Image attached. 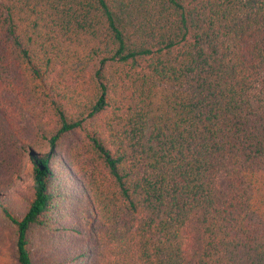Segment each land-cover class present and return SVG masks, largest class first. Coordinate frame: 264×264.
<instances>
[{
	"label": "trees",
	"instance_id": "1",
	"mask_svg": "<svg viewBox=\"0 0 264 264\" xmlns=\"http://www.w3.org/2000/svg\"><path fill=\"white\" fill-rule=\"evenodd\" d=\"M5 252L264 264V0H0Z\"/></svg>",
	"mask_w": 264,
	"mask_h": 264
},
{
	"label": "rangeland",
	"instance_id": "2",
	"mask_svg": "<svg viewBox=\"0 0 264 264\" xmlns=\"http://www.w3.org/2000/svg\"><path fill=\"white\" fill-rule=\"evenodd\" d=\"M31 185H32L31 166L29 165L26 172H25L24 179L19 184L17 190L30 188ZM11 262H12V259L10 256H8L7 252H5L4 256L2 254H0V264H11Z\"/></svg>",
	"mask_w": 264,
	"mask_h": 264
}]
</instances>
